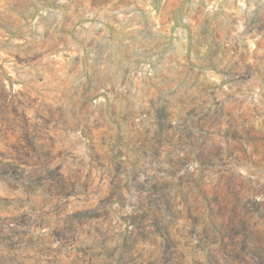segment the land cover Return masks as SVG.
<instances>
[{
  "label": "rangeland",
  "instance_id": "1",
  "mask_svg": "<svg viewBox=\"0 0 264 264\" xmlns=\"http://www.w3.org/2000/svg\"><path fill=\"white\" fill-rule=\"evenodd\" d=\"M0 264H264V0H0Z\"/></svg>",
  "mask_w": 264,
  "mask_h": 264
}]
</instances>
